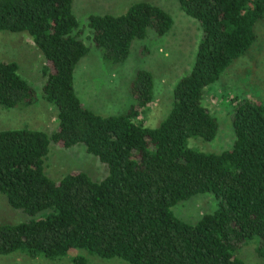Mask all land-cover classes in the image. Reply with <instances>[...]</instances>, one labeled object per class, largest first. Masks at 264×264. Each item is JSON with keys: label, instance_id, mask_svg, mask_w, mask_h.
Listing matches in <instances>:
<instances>
[{"label": "trees", "instance_id": "trees-1", "mask_svg": "<svg viewBox=\"0 0 264 264\" xmlns=\"http://www.w3.org/2000/svg\"><path fill=\"white\" fill-rule=\"evenodd\" d=\"M199 23L202 37L189 73L172 89L171 108L154 127L142 117L153 101V78L138 70L124 114L101 116L81 103L74 70L88 48L77 37L73 0H0V33L25 34L42 54L41 96L56 110L57 128L0 130V194L28 220L0 223V256L61 259L88 264L79 252L127 264H247L236 256L250 243L264 261V104L235 97L234 141L219 153L188 147L211 142L216 119L202 104L205 88L246 54L264 21V0H177ZM172 17L139 2L119 15H89L87 27L102 61H126L132 42L166 35ZM15 62L0 61V107L24 108L34 89ZM50 143L83 145L107 167L92 181L83 173L53 181L44 173ZM209 193L217 208L190 225L172 208ZM79 254H78V253Z\"/></svg>", "mask_w": 264, "mask_h": 264}, {"label": "rangeland", "instance_id": "rangeland-1", "mask_svg": "<svg viewBox=\"0 0 264 264\" xmlns=\"http://www.w3.org/2000/svg\"><path fill=\"white\" fill-rule=\"evenodd\" d=\"M139 2L161 7L173 20L170 31L161 37L149 33L142 40H134L126 61L118 65L105 64L100 50L94 45L87 27L89 15H119ZM72 11L79 27L77 37L86 45L88 53L74 70V87L81 103L101 116L124 114L132 102L130 84L138 70L148 71L153 78V101L139 117L143 125L156 127L171 108L172 89L187 75L193 65L197 45L202 37L199 23L186 16L177 0H73ZM257 40L249 51L231 63L218 81L205 88L202 104L216 119L218 132L211 142L190 138L188 147L207 153H219L231 147L234 135L231 128V103L247 98L264 104V21L257 27ZM0 61L15 62L18 72L34 89L36 101L24 108L0 107V130L30 129L50 135L57 128L55 108L41 96L46 64L42 54L25 34L0 33ZM87 174L92 181L107 175V167L83 145L62 148L50 143L44 160V173L53 181L77 172ZM217 208V201L209 193L198 194L176 204L172 211L181 221L193 225ZM21 211L12 209L0 194V223L16 224L27 221ZM78 253V252H77ZM88 264H127L119 259H103L79 252ZM78 253V254H79ZM69 254L61 259H32L23 253L0 256V264H73ZM236 256L247 264H264L255 251V244L242 246Z\"/></svg>", "mask_w": 264, "mask_h": 264}]
</instances>
